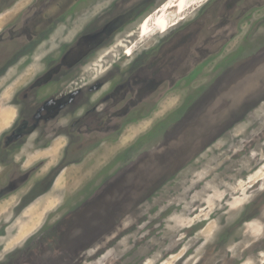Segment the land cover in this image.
Masks as SVG:
<instances>
[{
	"label": "rangeland",
	"instance_id": "374dc122",
	"mask_svg": "<svg viewBox=\"0 0 264 264\" xmlns=\"http://www.w3.org/2000/svg\"><path fill=\"white\" fill-rule=\"evenodd\" d=\"M90 28L66 74L89 104L0 156V187L25 179L0 200V264H264V0H0V65L39 37L0 75V146L34 108L21 83Z\"/></svg>",
	"mask_w": 264,
	"mask_h": 264
},
{
	"label": "flooded vegetation",
	"instance_id": "af4514ba",
	"mask_svg": "<svg viewBox=\"0 0 264 264\" xmlns=\"http://www.w3.org/2000/svg\"><path fill=\"white\" fill-rule=\"evenodd\" d=\"M54 7L56 6L53 5L51 7L52 11L56 10ZM28 10L29 8L24 9L23 15L28 12ZM93 31V28H90L86 30L85 33L80 34V36H78L70 45L66 46V49H62L57 57L51 58L50 56H47L45 58L46 67L43 69H36L37 72L36 75H34V78H29L28 81L21 83L23 88L19 89L18 97L22 96L23 103H27L26 101H30L34 105V108L31 114H29L26 118H24V120L22 119L19 122L20 125L18 126H23L25 128L24 131L19 132L20 136L12 138V136L16 135L15 130H11L8 134H6V144L5 146H0V156H4L7 150H10L11 148L14 149L17 144L16 142L19 139L27 138L31 135L32 132L29 134V132L26 131H33L37 126L39 128L41 127V125L44 126L47 123L44 120H50V114H52L53 112L54 115H63L62 108H64L65 106L76 108L78 105L82 106L84 103L89 104V100L85 97L88 96V94L85 93L86 91L89 92L91 90H95L96 88L94 89L87 86L82 79H78V77H76L78 73L76 74L75 72H77L81 67L84 66L85 58L99 47L96 46L97 43L94 41L95 38H89L90 34ZM22 35V38H20L21 41H19L18 45L13 50L4 52V54L2 53L3 55H5V62L0 65V75L5 72L8 67H10L11 63L13 65L16 60L18 61L23 56H27V54L29 57L30 51H34V46H36V39H39V37H37V35L33 36V33H24V31L22 32ZM42 55L43 54L37 52V54L35 55L36 57H34L33 59H38V57H42ZM29 66L35 70V68H33L35 66L34 64H30ZM40 70L43 71L38 72ZM25 71V68H23L18 74L22 76ZM69 71H75L72 79L70 80H68V77L66 76ZM15 77L16 79L12 81L13 83H15V81L19 78L17 74L13 76V78ZM125 82L127 81L124 80L122 83ZM122 85L123 84H119V86H116V88L118 89L122 87ZM117 89H111L106 97L112 98L113 94L118 95V93H120L121 91ZM42 91L43 93L40 94ZM25 93L27 95H25ZM40 96L43 97L41 98ZM56 97H58V101H61L62 104H58V101L55 100ZM122 98L123 97H121L120 99ZM55 103L58 106H55ZM95 107L98 108L94 105V108ZM90 108L93 109V106L91 105ZM101 110L103 111V108H101ZM84 113L85 109L80 113V117L82 119H84ZM128 113V109H125L122 116H125ZM115 116L117 115H113L112 118H114ZM86 117L91 118L89 113H87ZM40 120H43V123ZM93 120L95 121V117L93 118ZM96 121L100 122L103 120L100 117H96ZM115 124L119 123H114L113 121H111L109 124L108 120L104 121L102 126L99 128L98 133L100 132L102 135L110 134L115 129ZM80 125L82 127H80L81 131L79 132H81L83 137L84 126L83 123H81ZM93 132L95 131L92 130L90 132H87V135L92 134ZM72 138V136L67 137V145L69 144V147L80 143H77V141L70 143L69 141H71ZM85 138L83 137V139ZM84 141L85 140H82V142ZM9 161H11L9 158H6L4 160V162L6 163H8ZM58 163L62 162L60 161ZM33 170L34 169L32 166L31 171ZM20 173L21 172H19L18 170H13V172L10 173V178L6 189L3 188V186L0 187V200L5 196L6 193H12L15 188L17 189L21 185L25 184V179H23L24 176H22V174ZM28 173H30V170Z\"/></svg>",
	"mask_w": 264,
	"mask_h": 264
},
{
	"label": "bare ground",
	"instance_id": "6f19581e",
	"mask_svg": "<svg viewBox=\"0 0 264 264\" xmlns=\"http://www.w3.org/2000/svg\"><path fill=\"white\" fill-rule=\"evenodd\" d=\"M178 5L180 6V9L181 10H185L186 8V0H178ZM168 6H172V4L168 5ZM161 10V9H160ZM146 19V18H145ZM150 16L144 20L142 26H143V29H144V32H149L150 30ZM158 20V23L162 24L164 26V28H168L169 27V23H168V18L166 19L165 15L164 14H161L160 16H158L157 18Z\"/></svg>",
	"mask_w": 264,
	"mask_h": 264
},
{
	"label": "water",
	"instance_id": "95a60500",
	"mask_svg": "<svg viewBox=\"0 0 264 264\" xmlns=\"http://www.w3.org/2000/svg\"><path fill=\"white\" fill-rule=\"evenodd\" d=\"M145 20V19H144Z\"/></svg>",
	"mask_w": 264,
	"mask_h": 264
}]
</instances>
